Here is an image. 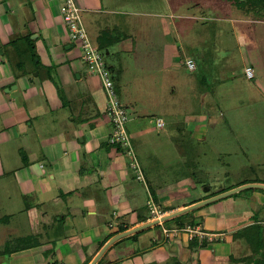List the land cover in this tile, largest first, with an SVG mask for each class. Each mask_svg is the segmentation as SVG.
<instances>
[{
    "label": "crops",
    "instance_id": "1",
    "mask_svg": "<svg viewBox=\"0 0 264 264\" xmlns=\"http://www.w3.org/2000/svg\"><path fill=\"white\" fill-rule=\"evenodd\" d=\"M75 2L82 10L90 40L115 71L113 82L123 99V80H130L125 76L147 72V64L140 62L138 55L149 40V21L106 20L103 0ZM58 4L59 0H0V129L12 128V139L20 135L25 164L20 167L0 158V248L2 254H10L5 264H90L111 238L150 222L149 201L164 217L207 199L191 190L194 187L182 184L154 192L149 188V195L138 188L140 183L128 168L127 158L106 144L111 126L105 117L106 99L99 80L73 69V62L81 60L80 51L66 42ZM164 7L179 10V25L195 17L189 15L183 0L165 2ZM185 7L186 11H181ZM113 12L129 15L125 13L129 10ZM131 15L159 16L149 11ZM248 16H242L244 22L249 23ZM176 33L179 35L178 27ZM240 34L245 35L241 30ZM39 41L49 55V68L36 58L43 47L36 50ZM74 47L76 55L71 51ZM150 55L147 52L146 57ZM171 57V69L161 67V72L183 70L175 63L177 57ZM30 63L39 66L33 79L28 77ZM58 89L65 92L69 105L79 103L81 113L85 102L92 104L83 113L86 121L68 126L63 116L52 114L61 110ZM47 116L53 125L57 123L56 132L43 126L47 122L41 120ZM32 120L35 123L30 129ZM63 123L66 126L61 129ZM5 165L14 168V175L3 172ZM254 183L264 185V181ZM243 184L247 183L228 189ZM226 188L215 186L212 196ZM248 190L178 216L183 217L182 223L173 218L128 235L109 246L95 264H249L255 230L246 229L259 227L264 251V190ZM24 229L30 232L28 238L20 236ZM35 240L41 244L23 245Z\"/></svg>",
    "mask_w": 264,
    "mask_h": 264
},
{
    "label": "rangeland",
    "instance_id": "2",
    "mask_svg": "<svg viewBox=\"0 0 264 264\" xmlns=\"http://www.w3.org/2000/svg\"><path fill=\"white\" fill-rule=\"evenodd\" d=\"M183 1L192 18L201 16L210 17L211 20L201 21L194 17L180 25L176 24L179 10H168L164 4L166 2L169 5L177 0H103V16L106 20L119 19L134 24L149 21V40L146 39L145 46L140 49L142 53L138 55L140 62L147 64V72L125 76L126 81L130 80L127 83L123 80V99L116 87L128 119L131 116L127 131L143 175L138 188L143 194L149 195V188L154 192L157 188L182 184L186 188L194 187L191 190L204 194L203 197L208 199L214 194L212 189L215 186L228 188L241 183L258 184L254 182L264 181V24H261L263 21L259 16L254 17L250 13L249 23L243 21L244 12L239 11L234 4L239 1L240 6L245 7V0ZM201 2L204 3L203 7ZM189 3H195L198 7ZM58 5L60 8L61 0ZM127 10L129 12L125 13L129 15L113 12ZM138 11L157 12L159 16L131 15ZM181 11L185 12L186 7ZM177 27L179 35L176 33ZM240 30L244 36H241ZM145 32L141 30L142 37ZM35 44L36 50L42 45L40 41ZM71 51L76 55V47ZM147 52L151 54L150 58L146 57ZM37 55L36 58H40L41 63L49 68L50 59L44 46ZM171 55L177 57L175 63L183 70L161 72V67L171 69ZM187 58H191L195 64L194 73L184 66ZM103 61L112 81L116 80L113 68L106 64L104 58ZM72 66L82 76L88 72L81 60L73 62ZM247 67L253 72L250 79L244 73ZM38 70L39 66L32 63L27 68L30 74L25 71L33 79ZM89 76L94 77L91 74ZM58 90L61 110L52 114L63 116L62 121L68 126H78L82 120L86 121L83 113L92 104L85 102L81 113L78 111V108L81 109L79 103L73 101L69 105L65 100V92ZM4 93L5 89L3 96ZM200 116L204 117L202 121L198 119ZM47 117L41 120L47 122L43 126L56 132L57 123L53 125L52 118ZM158 119H161L163 126H156ZM34 123L32 120L30 129ZM65 123L61 129L66 126ZM135 125H140L137 132L132 131ZM11 131L12 128L9 131L0 129V158L24 167L23 152L18 143L20 135L17 140L12 139ZM106 144L111 149H117L107 140ZM122 152L129 162L125 152ZM4 167L3 172L14 175L13 167ZM206 188L211 190L204 191ZM242 193L245 194L244 191ZM182 218L179 217L178 223H182ZM29 233L28 229H24L20 236L28 238ZM15 244L13 242L12 247ZM39 244L37 240L35 243H23L31 247ZM244 248L247 252V248ZM3 250L1 246L0 258L3 260L0 264H5L10 257L8 253L2 254ZM253 251L250 252L251 261Z\"/></svg>",
    "mask_w": 264,
    "mask_h": 264
},
{
    "label": "built area",
    "instance_id": "3",
    "mask_svg": "<svg viewBox=\"0 0 264 264\" xmlns=\"http://www.w3.org/2000/svg\"><path fill=\"white\" fill-rule=\"evenodd\" d=\"M60 14L66 30V38L70 44H75L80 51V59L86 64L87 71L99 80L106 99L105 117L107 118L111 132L108 136V144L119 147L129 158L128 168L134 173L136 180H143L142 171L136 160L132 149L130 137L127 131L128 116L119 101V97L111 79L110 73L103 61V55L99 48L90 40L85 28L82 10L77 6L75 0H61ZM185 68L193 72L195 64L192 60L185 61ZM245 76L252 78L253 72L250 68L244 70ZM156 126L160 127L162 121L156 120ZM149 201L150 222L162 218L160 211Z\"/></svg>",
    "mask_w": 264,
    "mask_h": 264
},
{
    "label": "water",
    "instance_id": "4",
    "mask_svg": "<svg viewBox=\"0 0 264 264\" xmlns=\"http://www.w3.org/2000/svg\"><path fill=\"white\" fill-rule=\"evenodd\" d=\"M248 189H262L264 190V185L263 184H245V185H242V186H239V187H236L234 189H231V190H228L222 194H218L216 196H213L211 198H208L206 200H203L201 202H198L192 206H189L187 208H184L182 210H179L177 212H174L172 214H169L167 216H164L158 220H155V221H152V222H149V223H146L142 226H139L137 228H134L132 230H129V231H126V232H123L121 234H118L116 236H114L113 238H111L102 248L101 250L98 252V254L95 256V258L92 260V262L90 264H95L96 261L101 257V255L107 250V248L109 246H111L113 243H115L116 241L128 236V235H131V234H134V233H137V232H140L144 229H147L149 227H152L154 225H157L159 223H163L167 220H170V219H173L175 217H178L184 213H187V212H190L192 210H195L197 208H200V207H203L205 205H208V204H211V203H214L216 201H219L221 199H224L226 197H229L231 195H234V194H237L241 191H244V190H248Z\"/></svg>",
    "mask_w": 264,
    "mask_h": 264
},
{
    "label": "trees",
    "instance_id": "5",
    "mask_svg": "<svg viewBox=\"0 0 264 264\" xmlns=\"http://www.w3.org/2000/svg\"><path fill=\"white\" fill-rule=\"evenodd\" d=\"M226 1H232V0H226ZM234 1H236V0H234ZM245 1H246L245 7H244V5L240 6L239 1L238 2L236 1L237 3L236 4L233 3V4L239 11H241V12L243 11L244 14L250 13L254 17L259 16L258 18L261 21H264V0H245ZM116 150L123 154L122 150L119 147H117ZM226 190H229V189L226 188ZM226 190H223V191H226ZM246 192H250V190H247ZM178 218L179 217L174 218L173 220H176ZM246 230L247 231L250 230L252 233H253L252 230H255L254 231L255 240H253V242H252L253 245L251 244L252 249H254V251H253L254 256L252 257V258H254V260H252L249 264H264L263 242L261 240L259 227L258 226H254V227L252 226L250 229H246Z\"/></svg>",
    "mask_w": 264,
    "mask_h": 264
}]
</instances>
